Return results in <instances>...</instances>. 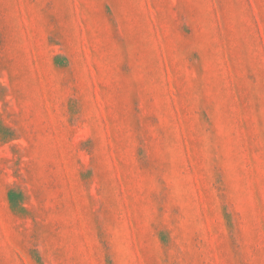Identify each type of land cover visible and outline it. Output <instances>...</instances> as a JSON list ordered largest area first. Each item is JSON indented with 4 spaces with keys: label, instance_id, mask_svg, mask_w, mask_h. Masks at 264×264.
I'll list each match as a JSON object with an SVG mask.
<instances>
[{
    "label": "rangeland",
    "instance_id": "1",
    "mask_svg": "<svg viewBox=\"0 0 264 264\" xmlns=\"http://www.w3.org/2000/svg\"><path fill=\"white\" fill-rule=\"evenodd\" d=\"M0 264H264V0H0Z\"/></svg>",
    "mask_w": 264,
    "mask_h": 264
}]
</instances>
